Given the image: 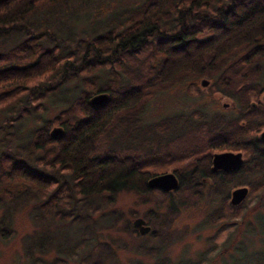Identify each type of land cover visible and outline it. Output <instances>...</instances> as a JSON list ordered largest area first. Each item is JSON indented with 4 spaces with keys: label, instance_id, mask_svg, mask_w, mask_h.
Here are the masks:
<instances>
[{
    "label": "trees",
    "instance_id": "obj_1",
    "mask_svg": "<svg viewBox=\"0 0 264 264\" xmlns=\"http://www.w3.org/2000/svg\"><path fill=\"white\" fill-rule=\"evenodd\" d=\"M64 2L70 0H0V39L20 34L0 51V239L23 209L37 225L78 208L91 215L121 191L166 199L207 189L219 206L199 225L215 232L193 259L173 264H264V250H247L241 241L227 254L236 217L249 206L259 211L244 233L264 237V145L255 143L264 126L257 103L264 88V0H140L109 10L106 4L98 17L84 18L90 27L56 36L41 17ZM176 88L191 107L143 120L150 102ZM99 93L105 102L91 104ZM46 102L57 108L51 116ZM54 128L60 133L51 139ZM227 149L241 153V168L212 175L211 154ZM155 167L175 173L177 190L147 188ZM239 186L248 196L231 207L229 190ZM96 199L103 202L95 206ZM153 232L148 239L159 240ZM138 248L150 256L144 264H170L161 240ZM58 252L56 264L76 255Z\"/></svg>",
    "mask_w": 264,
    "mask_h": 264
},
{
    "label": "rangeland",
    "instance_id": "obj_2",
    "mask_svg": "<svg viewBox=\"0 0 264 264\" xmlns=\"http://www.w3.org/2000/svg\"><path fill=\"white\" fill-rule=\"evenodd\" d=\"M72 1L47 10L41 17L47 24L52 25L51 31L56 36L68 35L83 27H90L91 25L87 26L84 18L87 15L98 17L106 4L109 10L112 6L114 9L130 8L132 4L140 2V0H94L96 6L91 10L87 4L75 6L76 3ZM87 10L90 11L85 12ZM35 21L39 23L38 20ZM59 24L63 27L61 31L58 30ZM19 40L18 32L1 38L0 51L12 47ZM263 98L264 94H261L259 98L261 103ZM201 101L208 104L206 96ZM220 103H225V108L228 106V101L224 98L220 99ZM191 104L193 103L184 99L181 89L176 88L171 92L160 94L150 102L143 120L152 121L170 112L182 114L191 107ZM45 107L49 116L57 110L49 102L45 103ZM31 125V122L27 124V126ZM153 170L154 175L172 172L165 171L170 169L164 167H155ZM172 173L175 175L174 172ZM177 183L179 184L178 179ZM152 190L162 192L158 189ZM231 190L233 189L229 190V197ZM206 194L207 189L198 196L187 192L173 195L175 198L162 199V196L152 193L137 194L133 191H121L111 204L102 208L100 206L91 215H85V208L83 210L78 208L76 212L59 221L53 218L41 220L37 217V225H34L36 219L30 218L27 209L14 212L11 217V230L7 232L6 240L0 239V264H56L59 262L58 251L61 249L69 250L68 254L71 255L76 252V255L67 258L64 264H138L139 262L144 264L150 262V256L141 254L138 247L143 243L153 247L159 240L163 243V256L170 264L178 261L181 256L193 259L198 251L207 247L205 238L215 232V228L199 225L206 211L211 207L219 206L218 202H213L212 197ZM94 202L95 206H98L103 200L96 199ZM241 202L233 206L228 205L236 207ZM258 211L259 206L252 205L245 210L243 218L236 217V230L233 232L232 244L227 254L233 253V245L239 241L244 243L243 246L247 250H264V237L259 238L257 234L249 236L244 233L248 224L254 223ZM260 212L264 211L260 210ZM137 218L149 228L144 234H140L138 228L133 226ZM131 229H134L137 235H132ZM151 230H155L153 233L159 235V240L148 239V236L152 235ZM224 235L225 233H222L219 237L222 238ZM31 243H38L39 245L36 244L38 250L33 251L31 246L27 252ZM225 259L227 258H221V260Z\"/></svg>",
    "mask_w": 264,
    "mask_h": 264
},
{
    "label": "water",
    "instance_id": "obj_3",
    "mask_svg": "<svg viewBox=\"0 0 264 264\" xmlns=\"http://www.w3.org/2000/svg\"><path fill=\"white\" fill-rule=\"evenodd\" d=\"M200 85L202 87L207 85L206 80H201ZM107 98L106 93H99L94 95L90 99V103L93 105H98L105 102ZM60 133L59 128H54L51 131V139H56ZM58 135V136H57ZM211 171L216 169L225 168L227 170H237L242 165V158L240 152H219L213 153L211 155ZM147 187L150 189H158L162 192H172L177 190L178 183L176 176L172 172L161 173L158 175L151 176L147 183ZM247 195V187L241 186L236 187L230 192V204L235 205L241 202ZM133 226L138 228V232L140 234H144L149 229L147 226L144 225L143 221L139 218L135 219L133 222Z\"/></svg>",
    "mask_w": 264,
    "mask_h": 264
},
{
    "label": "flooded vegetation",
    "instance_id": "obj_4",
    "mask_svg": "<svg viewBox=\"0 0 264 264\" xmlns=\"http://www.w3.org/2000/svg\"><path fill=\"white\" fill-rule=\"evenodd\" d=\"M261 94H264V88L262 89V90H260V93H259V95H258V99H257V103H259L262 107H264V98H263V102L261 103L260 101H259V98H260V96H261ZM255 138L257 139V141L258 142H255V143H259L260 145H264V126L262 127V129L260 130V131H258L256 134H255ZM250 147V146H249ZM219 153V151H216V152H214V153ZM220 152H232V151H230L229 149H227V150H222V151H220ZM239 152V151H238ZM212 155V154H211ZM241 158H242V156H241ZM210 164L212 165V162H211V160H210ZM242 164H243V158H242ZM211 165H210V168H209V170H210V172L212 173V175H216V174H233V173H235V172H237L240 168H241V166H240V168L239 169H237V170H233V171H224V170H222V169H216V170H214V171H211ZM229 200H230V197H229V195H228V198H227V201H228V204L229 205H231V206H233L232 204H230V202H229ZM220 237H216V240L217 241H222L223 239L222 238H220ZM231 241H232V239H231ZM232 244V242L231 243H229L228 245H231Z\"/></svg>",
    "mask_w": 264,
    "mask_h": 264
},
{
    "label": "bare ground",
    "instance_id": "obj_5",
    "mask_svg": "<svg viewBox=\"0 0 264 264\" xmlns=\"http://www.w3.org/2000/svg\"><path fill=\"white\" fill-rule=\"evenodd\" d=\"M220 169H222V170H224V171H231V170H227V169H225V168H220Z\"/></svg>",
    "mask_w": 264,
    "mask_h": 264
}]
</instances>
